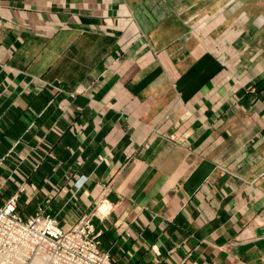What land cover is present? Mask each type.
<instances>
[{"label":"crops","instance_id":"0c3cea01","mask_svg":"<svg viewBox=\"0 0 264 264\" xmlns=\"http://www.w3.org/2000/svg\"><path fill=\"white\" fill-rule=\"evenodd\" d=\"M231 1L0 0V201L90 215L118 264H264V101L212 109L264 99L263 61L225 66L264 3Z\"/></svg>","mask_w":264,"mask_h":264},{"label":"built area","instance_id":"2783aa9c","mask_svg":"<svg viewBox=\"0 0 264 264\" xmlns=\"http://www.w3.org/2000/svg\"><path fill=\"white\" fill-rule=\"evenodd\" d=\"M17 202V195L0 201V264H27L37 257L46 264H118L101 249L100 233L96 232L90 215H83L64 229L43 211L23 218ZM149 264L162 261L155 259Z\"/></svg>","mask_w":264,"mask_h":264},{"label":"rangeland","instance_id":"374dc122","mask_svg":"<svg viewBox=\"0 0 264 264\" xmlns=\"http://www.w3.org/2000/svg\"><path fill=\"white\" fill-rule=\"evenodd\" d=\"M262 1L264 3V0ZM232 2L233 0L231 1V3ZM237 7L238 6L236 4L234 5L231 4V18H230L231 21L229 23L230 29L232 31L231 37H230L231 38L230 40L231 42L230 43V47H231L230 63L228 64L227 62V64L225 65L228 70L230 67L231 79L238 78L237 73L239 69L245 66L246 64L249 66H252L253 69L254 68L256 69V63H261V61H263L262 63L264 65V17L262 16V14H264V5H263V10L259 14L257 13V15L254 14V10H253L252 11L253 15L247 16L246 19L243 20L244 21L243 24L242 23L240 24L238 20L239 18L238 15H237L238 16L237 18L233 16L235 13L234 9ZM249 7L253 9L252 4ZM218 16H222L221 10L217 12L216 17ZM260 18H262L261 19L262 21L260 20ZM244 25L247 27L246 29L247 32H245L244 30L239 31L238 27L240 26L242 28ZM206 26H207L206 22L200 23V27L205 28ZM260 26L262 27V30H263V36L262 37L259 36L260 38L256 39L254 33H256V30H258V27ZM249 29L251 30L250 32H248ZM198 31L199 32L196 33V38H202L201 28ZM214 35L216 37H206V39L209 41H216L220 39V36L222 35V29L220 28L216 30ZM203 40H205V38H203ZM217 44L218 42H216V47L214 49L216 53L215 57H216V60L220 61V63H223L222 46H217ZM250 71L252 72L254 70L250 69ZM243 73L245 74L249 73L248 69L243 70ZM240 76H243V75H240ZM245 92H246V95L249 94L248 99L245 98L243 95ZM260 94H261V91L258 85L253 81H249L241 89V93L239 95V97H241L240 99L238 97L232 98L233 101L228 105V107H224L222 103H220L219 101H216L212 105V109L213 111H221L222 108H226L228 110H231L234 113H238L239 111H242V110L245 111L246 113H249L250 106L254 108L253 106L254 102H257L260 100L261 102L262 100L264 101V99L260 97ZM220 118L221 117H216L215 120L217 121ZM199 121H200V128H203L206 126L207 123H205V119H199ZM170 136L172 137V135ZM220 168H222L226 173H231V171L226 167L220 166ZM44 263L45 261L42 258H38L36 261H32L31 263L29 262L27 264H44Z\"/></svg>","mask_w":264,"mask_h":264},{"label":"bare ground","instance_id":"6f19581e","mask_svg":"<svg viewBox=\"0 0 264 264\" xmlns=\"http://www.w3.org/2000/svg\"><path fill=\"white\" fill-rule=\"evenodd\" d=\"M8 258H10V256H9V257H2L1 260L3 261V260L8 259ZM38 258H39V257H37L36 259H34V261H36ZM42 259H43V258H42ZM15 260L17 261L18 258H15ZM43 260H44V259H43ZM44 261H45V260H44ZM44 264H46V263H44Z\"/></svg>","mask_w":264,"mask_h":264}]
</instances>
